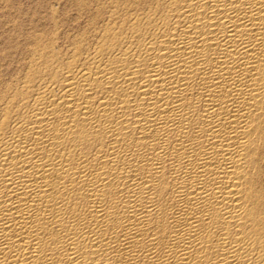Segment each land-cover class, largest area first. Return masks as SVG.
I'll use <instances>...</instances> for the list:
<instances>
[{"label":"bare ground","instance_id":"bare-ground-1","mask_svg":"<svg viewBox=\"0 0 264 264\" xmlns=\"http://www.w3.org/2000/svg\"><path fill=\"white\" fill-rule=\"evenodd\" d=\"M72 2L0 69V264H264V0Z\"/></svg>","mask_w":264,"mask_h":264},{"label":"rangeland","instance_id":"rangeland-1","mask_svg":"<svg viewBox=\"0 0 264 264\" xmlns=\"http://www.w3.org/2000/svg\"><path fill=\"white\" fill-rule=\"evenodd\" d=\"M72 4H73L72 0H0V63H1L0 69H2V70L4 69L3 70L4 73L8 72V70L7 71L5 70L7 68H10V66H8L7 62L9 60L10 61L15 60L16 55H13V54H15L14 49H17V48L19 49V47H20V50H21V45L23 48V46H24L23 44H24V41L26 39V38L24 39L25 36L28 37L31 34L37 33L39 29L40 30H41V28L43 29V26L45 28V25L47 23L48 24L46 26L50 27V24H51V27H53V25H54L53 23L55 22L54 20H57L58 16H59L58 19L63 20L66 23L67 22L72 23V21L75 20V18H73V17L76 16V18H77V15H76L77 12H76V14L74 12V11H77V9L76 8L74 9ZM62 8H68L67 12L65 11L66 9L63 10ZM72 9H73V13H72ZM51 12H52V14H51ZM70 12L72 15L70 14ZM60 14L61 15L63 14V15L61 16ZM45 15H46V17H45ZM60 16L62 17V19L60 18ZM47 17H48V19H47ZM43 18H45V20H44L45 22L47 20L49 22L47 21L45 24V22L43 21ZM69 18H70V20H68ZM71 19H73V20L71 21ZM52 21H54V22H52ZM79 21L80 22L84 21V18H79ZM33 22H35V25ZM41 22H42V24H39V26H38L37 23H41ZM7 23H9L11 25V27L8 26ZM67 25H69V23L66 24V26L63 27V29L65 28L66 30H69V27ZM31 29L32 30L34 29L33 31L35 33H33V31ZM40 30H39V32H40ZM25 31H30L31 34L28 33L29 34L28 35L27 32H25ZM24 32H25V34H24ZM13 39H15V40H13ZM20 42H21V44H20ZM19 44H20V46H18ZM11 50H12V52H10ZM3 55H6V56L2 57ZM2 64L4 65V67L2 66Z\"/></svg>","mask_w":264,"mask_h":264}]
</instances>
